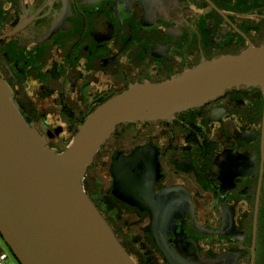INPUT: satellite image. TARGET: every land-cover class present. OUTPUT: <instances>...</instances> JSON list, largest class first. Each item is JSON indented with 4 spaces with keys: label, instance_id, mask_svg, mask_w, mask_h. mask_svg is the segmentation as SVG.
Here are the masks:
<instances>
[{
    "label": "flooded vegetation",
    "instance_id": "obj_1",
    "mask_svg": "<svg viewBox=\"0 0 264 264\" xmlns=\"http://www.w3.org/2000/svg\"><path fill=\"white\" fill-rule=\"evenodd\" d=\"M262 43L264 0H0V73L57 151L130 84ZM140 148L155 157L152 188L167 208L157 233L146 232L151 213L112 194L113 155ZM83 187L136 264H168L161 237L180 243L183 264H264V91L119 125Z\"/></svg>",
    "mask_w": 264,
    "mask_h": 264
},
{
    "label": "water",
    "instance_id": "obj_2",
    "mask_svg": "<svg viewBox=\"0 0 264 264\" xmlns=\"http://www.w3.org/2000/svg\"><path fill=\"white\" fill-rule=\"evenodd\" d=\"M239 88L264 91V43L203 59L163 81L130 84L97 106L57 151L23 114L0 73V238L13 258L18 264H136L85 193L96 153L123 123L170 121ZM156 166L140 148L115 153L110 167L114 197L153 216L149 233H157L165 219L159 211L167 209L152 188ZM163 239L156 243L166 262L183 264L180 243Z\"/></svg>",
    "mask_w": 264,
    "mask_h": 264
},
{
    "label": "built area",
    "instance_id": "obj_3",
    "mask_svg": "<svg viewBox=\"0 0 264 264\" xmlns=\"http://www.w3.org/2000/svg\"><path fill=\"white\" fill-rule=\"evenodd\" d=\"M0 264H14L11 260V255L7 251V249H4L0 247Z\"/></svg>",
    "mask_w": 264,
    "mask_h": 264
},
{
    "label": "rangeland",
    "instance_id": "obj_4",
    "mask_svg": "<svg viewBox=\"0 0 264 264\" xmlns=\"http://www.w3.org/2000/svg\"><path fill=\"white\" fill-rule=\"evenodd\" d=\"M0 247L7 249V251L10 253V251L8 250V248L6 247V245L4 244L3 240L0 238ZM11 255V253H10ZM11 260L14 264H18V262L13 258V256L11 255Z\"/></svg>",
    "mask_w": 264,
    "mask_h": 264
}]
</instances>
